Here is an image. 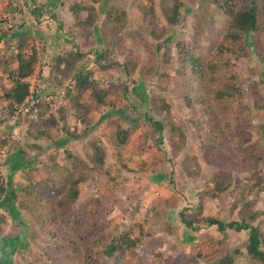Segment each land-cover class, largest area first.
<instances>
[{
    "label": "trees",
    "instance_id": "obj_1",
    "mask_svg": "<svg viewBox=\"0 0 264 264\" xmlns=\"http://www.w3.org/2000/svg\"><path fill=\"white\" fill-rule=\"evenodd\" d=\"M58 1L47 0L46 3L31 7L30 11L38 20L44 16L47 9H53ZM143 1L141 10L144 21L139 25V29H133L130 33L131 40L135 43L133 48H127L125 38L121 36L129 24V15L125 9L105 5L100 11L96 4L84 3H74L70 6L72 13L78 18L84 11L87 12V17L79 18L78 24L83 28H95L98 46L91 50L94 58L89 57L90 52L80 49H71L53 58L52 71L59 72L63 79L71 80L77 90V94L71 99L76 119L84 126V129L80 130L77 125L65 124L63 130L66 131V137L61 143L55 142L56 146L86 136L96 127L92 121L93 112L102 106H108L99 121L117 114L120 116L119 120H113L114 140L120 155L132 133L138 128L140 117L158 133L159 144L163 143L164 130L168 129L174 155H178L187 147V133L182 123L175 119L172 105L161 95L146 94L144 76L158 73L163 45L167 46L172 41L168 27L181 24L185 14L190 13L191 9L187 8L186 0ZM199 1L200 18L210 17L211 6L226 16L227 23L222 36L205 50L202 46L203 28L198 21L194 34L188 40L176 41L174 54L164 56L163 53V56L166 63L175 64L174 73L181 80L184 103L192 111L191 123L200 138L202 158L204 162L216 168L213 184L206 188L205 193L218 197L233 187V209H238L240 219L225 221L212 215L201 216L197 212L201 219L199 221L187 214L185 208L180 212L181 220L187 228L194 230L202 227L200 222L210 227L215 226L224 238L229 230L248 231V237L243 244L227 250L211 264H236L244 249L251 259L264 264V229L261 219L264 210L256 209L264 192V172L261 167L264 163V148L259 142L250 141L253 122L250 108L244 102L246 79L241 75L237 63L242 58H250L254 54L264 60V0ZM34 3H37L36 0ZM10 10L21 11L13 6ZM157 10L161 11L166 25H161ZM101 15H104V18L100 21ZM3 21H8L7 17L1 22ZM30 31V28L17 29L8 36V41L14 42L15 47L12 50L10 43L11 56L0 60V67L12 81V85L5 91V97L9 99V115L15 111L14 103H23L31 94L30 84L26 79L34 73L37 51L30 44ZM146 34L158 40V43L152 44ZM4 37H7V33L1 31L0 42ZM113 46L120 53L127 52L123 62L114 58ZM29 48L32 53L26 54ZM141 49L148 51L150 62L142 67L140 75L143 77L137 84L132 88L125 86L126 92L131 89L130 91H134V95L140 98L138 104L132 102L133 109L139 111L138 117L135 118L129 116L128 108H116L115 101L109 97L112 78L109 79L110 82L107 81L108 84L103 82V76L96 75L94 65L103 72L119 67L124 72V80L131 78L139 68ZM256 72L262 73L263 76L261 80L253 81L252 92L255 105L264 107V97L260 95L264 85V67ZM70 91L69 89L68 92ZM87 91L91 92V97L85 101L83 98ZM36 92V97L41 94L39 90ZM38 105L40 107L42 104ZM43 106L49 109L47 103ZM57 109L59 119L66 121L67 112L64 106L59 105ZM57 118L52 115L48 120L34 121L28 131L30 134L36 132L37 138L47 140L51 137L47 126H57ZM121 120L128 121L130 125H123ZM3 139L8 140L7 135ZM89 145L91 150L87 153V158L65 150L68 161L66 165H60L52 175L32 180L26 185L16 184L13 180L17 172H22L30 165L24 153L18 149L8 156L6 164L10 169L9 179L5 182L0 176V210H3L0 214V248L4 250L0 264H15V253L21 246L27 245V235L3 234L7 214L22 224L24 219L21 212L24 210L32 214L36 223L48 233L49 242L44 253L52 264H154L145 255L136 252L135 247L139 245L140 239L131 236L132 230L113 234L105 233L99 227L103 209L99 199L92 204L89 201H79L80 185L89 179L93 171L109 172L106 168V146L100 140H91ZM240 157L247 163L249 175L245 182L237 183L229 163ZM163 178L165 175L159 174L155 180L160 181ZM19 189L28 194L33 193L35 200H21ZM134 227H139L140 233H144L142 225L135 224ZM8 248L10 251H7ZM129 255L138 257L133 261L128 258Z\"/></svg>",
    "mask_w": 264,
    "mask_h": 264
},
{
    "label": "rangeland",
    "instance_id": "obj_2",
    "mask_svg": "<svg viewBox=\"0 0 264 264\" xmlns=\"http://www.w3.org/2000/svg\"><path fill=\"white\" fill-rule=\"evenodd\" d=\"M36 2L35 4L34 0H0V20H5V17L8 20L0 21V32L7 33V37L0 42V60L11 56L10 43L14 50L15 43L8 41V36L17 29L30 28V44L37 51L33 75L37 76L42 85V87H34L31 91L34 93H31L23 103H14L15 111L9 115L7 111L9 99L5 97V91L12 85V81L0 67V176L2 179L5 182L9 179L10 169L6 162L8 156L15 150H22L30 165L22 172H17L13 180L16 184L26 185L32 180L48 177L53 174L55 168L66 165L68 161L65 150L87 158V153L91 150L89 142L100 140L106 146V168L109 172L93 171L89 179L80 185L79 201H89L92 204L100 200L103 209L99 227L105 233L119 234L132 230L131 236L140 239L139 245L135 247L136 252L139 255H145L154 264H211L227 250L243 244L248 237L246 230L241 232L229 230L227 237L224 238L215 226L210 227L200 222L202 227L194 230L187 228L181 220L180 212L185 208L187 214L195 219H199L197 212L201 216L212 215L225 221L240 219V217L238 209H233L235 196L233 187L218 197L205 193L206 188L213 184L216 168L204 162L202 158L203 149L200 138L191 123L192 111L184 103L181 80L174 73L175 64L164 61L166 54H174L176 41L188 40L194 34L198 21L203 28L202 46L208 50V47L222 36L227 23L226 16L211 6L210 17L200 18V1L186 0L187 8H190L191 12L185 14L178 26L168 27L172 41L167 46L163 45L158 73L144 76L146 94L161 95L172 105L175 119L182 123L187 133V147L178 155H174L169 142L168 129L164 130L163 143L159 144L158 133L144 118L140 117L138 128L134 130L120 155L114 140L115 126L113 124V120H119L120 116L117 114L112 118L99 121L103 113L108 110V106H102L93 112L92 121L96 127L86 136L68 140L64 145H55V142L61 143L66 137V131L63 130L65 124L77 125L80 130H83L84 126L76 119V111L71 99L77 94L76 88L73 87L71 80L63 79L59 72L52 71L51 67L56 55L65 54L71 49L90 52L89 57L94 58L91 50L98 46V34L93 27L79 26V18L85 19L87 12L84 11L78 18L72 13L70 8L72 4H96L100 11L105 5L125 9L129 15V24L121 36L125 38V46L133 48L135 43L131 40L130 33L133 29H139V25L144 21L141 10L144 1L59 0L53 9H47L44 16L38 20L30 8L46 3L47 0H36ZM12 6L20 8L21 11L10 10ZM157 11L161 25H166L161 11ZM103 18L104 15H101L100 21ZM21 25L23 27L20 28ZM146 38L154 45L158 43V40L149 34H146ZM113 49L114 58L123 62L127 52L120 53L115 46ZM26 52L31 54V48ZM149 62L148 51L141 49L138 70L131 78L125 80L123 79L125 75L122 74L124 72L119 67L109 68L103 72L94 65L96 75H102L103 82L108 84L107 81L112 78L109 97L115 101L116 108H128L130 117H138L139 111L133 109L132 102L138 104L140 98L135 96L131 89L126 92L125 86L132 88L134 84H137L143 77L140 75L142 67ZM237 63L241 75L246 79L244 102L250 108L253 122L250 141L259 142L264 148V107L255 105L252 92L253 81H259L263 76L256 70L260 71V68L264 67V60L254 54L250 58H242ZM61 82L63 83L60 84ZM262 87L260 95L264 97V85ZM36 90L41 91L37 97L34 96L37 93ZM90 97L91 92L87 91L83 99L90 100ZM40 103L42 105L39 107ZM46 103L49 109L43 106ZM59 105H63L66 109V121L59 119L57 109ZM52 115L58 117V125L47 126L51 133L50 138L41 139L36 137V132L29 133L28 130L34 121L48 120ZM121 121L125 126L130 125L126 120ZM5 135L8 139L6 141L3 139ZM261 167L264 172V163ZM229 168L234 174L235 182H245L249 171L247 163L241 157L234 158L229 163ZM159 174H164L165 178L157 181L155 177ZM18 192L20 199L25 202L35 200L33 193L28 194L20 189ZM256 209L264 210V192ZM2 213L3 210H0V214ZM21 213L24 219L22 224L5 213L7 221L4 224V236L18 233L21 236L27 235L28 239L27 245L21 246L15 253V264H52L44 253L49 242L48 233L36 223L28 211L24 210ZM261 219H263L264 229V215ZM135 224L143 226V234L140 233L139 227H134ZM7 251H10V248ZM3 252L4 250L0 248V259H3ZM243 252L236 264H261L251 259L245 253V249ZM137 257L129 255L128 258L134 261Z\"/></svg>",
    "mask_w": 264,
    "mask_h": 264
},
{
    "label": "built area",
    "instance_id": "obj_3",
    "mask_svg": "<svg viewBox=\"0 0 264 264\" xmlns=\"http://www.w3.org/2000/svg\"><path fill=\"white\" fill-rule=\"evenodd\" d=\"M30 84V91H33L34 87H42L40 81L37 79L36 75H31L26 79ZM34 93V92H31ZM33 96V95H31Z\"/></svg>",
    "mask_w": 264,
    "mask_h": 264
}]
</instances>
